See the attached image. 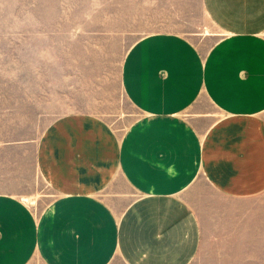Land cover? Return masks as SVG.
<instances>
[{
    "label": "crops",
    "instance_id": "1",
    "mask_svg": "<svg viewBox=\"0 0 264 264\" xmlns=\"http://www.w3.org/2000/svg\"><path fill=\"white\" fill-rule=\"evenodd\" d=\"M203 5L212 32L242 38L243 46L235 40L234 52L221 66L218 55L207 56L211 67L206 72L195 57L189 68V50L183 48L178 71H166L174 90L168 86L154 93L153 87H139L138 105L153 117L146 128L164 136L143 158L147 169H140L141 159L133 152L125 155L105 125L79 117L54 124L39 142L36 166L61 198L35 219L23 204L32 203L27 198L0 194V264H29L33 258L41 264H193L202 242L196 211L202 206L191 199L198 193L196 179L234 199L264 192V91L240 89L247 81L264 80V45L253 40L264 32V0H203ZM221 75L235 90L221 89ZM144 78L139 82L153 80ZM205 80L209 96L227 114L198 141L174 117L193 106ZM241 96L249 101L238 102ZM114 181V199L95 197ZM118 181H126L134 194L125 207L118 199L123 197ZM118 208H123L119 214Z\"/></svg>",
    "mask_w": 264,
    "mask_h": 264
},
{
    "label": "rangeland",
    "instance_id": "2",
    "mask_svg": "<svg viewBox=\"0 0 264 264\" xmlns=\"http://www.w3.org/2000/svg\"><path fill=\"white\" fill-rule=\"evenodd\" d=\"M261 35L253 40L264 45ZM235 40L243 46L242 38L212 32L203 0H0V194L27 198L32 203L23 204L35 219L61 198L38 171L36 155L43 135L69 117L105 125L125 155L133 152L141 159L140 169H147L143 158L156 147L155 139L164 136L146 128L153 117L138 105L139 87H153L154 93L174 90L166 71H178L183 48L189 50V68L195 66V57L206 72L211 67L206 57L218 55L223 65L234 52ZM157 63L159 73L140 71ZM208 84L205 80L198 86L193 106L174 117L198 141L227 114L209 96ZM218 84L235 90L222 75ZM262 84L264 80L247 81L240 89L258 86L257 91H264ZM190 86L196 88V83ZM236 100L249 101L243 96ZM196 184L198 193L191 199L202 206L196 210L202 242L193 264H264V192L234 199L210 189L201 177ZM115 185L110 183L95 197L114 199ZM118 185H123L118 199L125 207L134 194L126 181ZM29 264L41 263L33 258Z\"/></svg>",
    "mask_w": 264,
    "mask_h": 264
}]
</instances>
